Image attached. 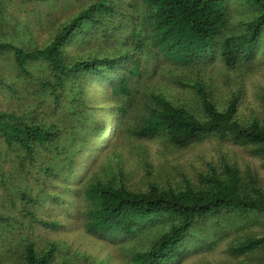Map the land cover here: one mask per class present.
<instances>
[{
	"label": "trees",
	"instance_id": "trees-1",
	"mask_svg": "<svg viewBox=\"0 0 264 264\" xmlns=\"http://www.w3.org/2000/svg\"><path fill=\"white\" fill-rule=\"evenodd\" d=\"M51 1L0 0V27L15 29L9 3ZM243 5L249 17L233 22ZM99 41L117 42L115 53L100 51ZM263 49L264 0H83L44 46L0 39V61L7 62L0 89L23 104L0 108V264H102L67 254L55 240L38 243L39 231L73 221L105 245L141 239L126 249L127 264H179L187 252L212 244L207 231L218 238L236 232L228 246L235 262L223 264H264L258 173L221 156L195 178L184 174L176 183L133 188L118 144L100 159L106 131L97 112L104 101L97 102L92 88L105 89V104L115 108L106 116L118 122L110 138L124 132L119 119L138 103L129 129L137 139L161 137L185 150L215 137L244 146L264 167V117L240 114L243 89L223 101L203 79L188 78L216 57L227 69H250ZM148 57L181 68L173 82L194 90L196 101L177 102L155 89L142 96ZM261 97L264 107V88ZM143 162L150 172L149 158ZM83 165L89 168L84 178ZM256 222L262 231L251 229Z\"/></svg>",
	"mask_w": 264,
	"mask_h": 264
},
{
	"label": "rangeland",
	"instance_id": "rangeland-1",
	"mask_svg": "<svg viewBox=\"0 0 264 264\" xmlns=\"http://www.w3.org/2000/svg\"><path fill=\"white\" fill-rule=\"evenodd\" d=\"M83 0H53L48 4L22 5L18 2L9 3L8 9L13 20L15 29L6 25L0 27V39L15 40L23 42L27 46H44L51 39L56 29L68 20L78 11ZM90 1V0H84ZM128 1V0H127ZM239 10L231 19L233 22L243 15L249 17L250 13L246 6H240ZM236 19V20H235ZM13 23V22H12ZM24 29H29L24 31ZM16 30V33L15 31ZM27 33V34H26ZM118 43L114 41H99L97 48L106 52L108 55L115 53ZM73 53L72 48H69ZM264 50V49H263ZM6 61H0V69L6 65ZM149 75L139 84V90L143 96L145 90L155 89L165 91L173 100L177 102L192 103L196 101L194 90L182 87L173 82V75L183 73L181 68H177L169 63L160 65L158 61H153L151 57L146 59ZM199 74L191 73L190 80L201 78L206 84L211 85L216 96L223 101L230 95L232 90L243 89L244 100L240 108L242 116L251 117L258 115L264 117V107L262 103V90L264 88V52H257L253 66L239 67L237 69H227L220 57L213 61L200 64L196 67ZM92 88L97 89V102H103V108L97 112L98 120L103 119V132L101 138V156L102 159L106 152L115 144H118L119 151L124 160L125 170L127 172L128 184L136 189H146L149 181H156L160 184L176 183L186 174L191 178L199 171L206 168L209 162H218L221 156H227L231 161L236 162L242 169L250 167L257 172L264 183V167L262 161L254 156L250 150L244 146L234 144L229 141H223L219 138H207L203 142L189 147L185 150H178L161 137L153 139H137L131 135L130 130L136 123L140 107L136 105L130 109L127 115L121 116L119 122L124 123V132L116 133L113 138L109 133L116 127L115 118H107V114L114 112L111 105L105 104L108 100L105 89H99L98 84H93ZM138 99H141L138 97ZM21 104L15 103L0 89V108L6 110H16L22 107ZM139 105V104H138ZM129 130V131H128ZM113 131H116L115 129ZM111 140V141H110ZM109 141L108 145L104 142ZM148 157L151 163V170L148 172L144 166L143 158ZM98 161V160H97ZM100 161V160H99ZM96 165V164H95ZM95 165L92 167L94 168ZM86 166H81L80 176L84 178L88 172ZM70 225V226H68ZM66 228L58 230H41L37 234L44 235L39 244L43 245L45 239L49 241H58L64 247L66 253L88 255L98 258L102 264H127L126 249L136 247L140 244L141 239H128L122 244L110 242V244L98 243L94 238L85 234L83 229L77 226L76 222H68ZM251 229L259 232L262 231L259 223L251 225ZM250 231L249 229L243 232ZM211 241L207 248H197L187 252L179 264H223L235 262V259L228 253V246L235 237L236 232L231 234L215 237L211 232H206ZM124 244V245H123ZM117 245H122L121 249ZM87 256V257H88Z\"/></svg>",
	"mask_w": 264,
	"mask_h": 264
}]
</instances>
